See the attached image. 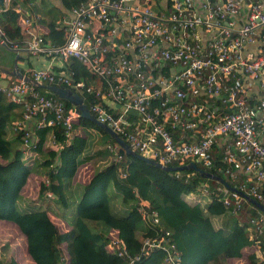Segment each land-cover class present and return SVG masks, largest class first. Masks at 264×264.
Instances as JSON below:
<instances>
[{
    "label": "built area",
    "instance_id": "2783aa9c",
    "mask_svg": "<svg viewBox=\"0 0 264 264\" xmlns=\"http://www.w3.org/2000/svg\"><path fill=\"white\" fill-rule=\"evenodd\" d=\"M39 1L13 6L18 22L29 32L40 17L31 14L30 7ZM10 3L4 0L0 10ZM60 17L56 27L62 42L36 33L24 44L10 42L9 47L35 57L74 56L105 77L107 87L101 90L71 72L48 66L24 72L31 81L0 82L6 97L25 109L24 119L12 124L14 130H25L24 152L35 145L29 119L38 126L61 123L69 135L78 117L74 108L66 111L62 100L38 84L85 89L119 106L114 114L99 102L88 105L96 118L142 155L166 165L189 158L204 166L216 165L238 181L239 189L264 202V0H81ZM2 34L0 29V43L8 46ZM7 76L0 72V80ZM131 109L139 118L134 126L127 118ZM68 140L54 141V147ZM108 147L114 160L124 155L116 142ZM217 152L221 159L215 161ZM197 190L210 193L231 213H247L249 237L264 264V244L258 239L264 237V212H247L244 197L227 193L224 186L200 185ZM138 202L136 218L156 225L159 217L149 201ZM116 230L110 231L108 249L126 264L153 249L163 251V264H181L169 229L157 227L154 234L141 237L136 255L128 253Z\"/></svg>",
    "mask_w": 264,
    "mask_h": 264
},
{
    "label": "trees",
    "instance_id": "16d2710c",
    "mask_svg": "<svg viewBox=\"0 0 264 264\" xmlns=\"http://www.w3.org/2000/svg\"><path fill=\"white\" fill-rule=\"evenodd\" d=\"M27 1L11 0L7 9L0 10V29L8 42V46L0 43V66L13 67L16 52L9 47L10 42L22 44L31 37L18 22V12L13 9L16 3ZM80 1L59 0L56 7L50 0H41L42 7L35 4L30 7L31 14L42 15L35 21L48 27L45 40L63 41L55 16ZM20 59H23L21 55L17 61ZM27 68L21 67V70L27 73ZM52 69L71 72L85 84L106 90V78L88 70L74 56H69L63 66ZM164 70L168 72L169 68ZM4 80L14 82L16 77L9 75ZM46 93L62 100L66 111L73 108L70 102L51 90L47 89ZM80 94L87 105L99 102L107 111L119 112V107L109 105L100 95L85 89ZM24 113L22 104L9 100L0 90V220L13 222L19 232L18 237H12L15 239L0 242V264H126L109 252L110 231L117 229V234L126 242L128 253L136 255L140 238L154 234L157 227L172 232L181 252V264H230L235 258L261 264L251 248L255 240L249 237V223L240 221L220 201L197 190L200 185H220L231 193L222 182L202 177L194 169L166 170L130 154L114 160L107 144L115 139L92 121L94 130L84 129L83 134L76 131L66 135V126L61 123L38 126L29 119L31 137L37 140L24 152L25 130H13L12 125L16 119H24ZM127 118L131 126L139 119L137 113L130 111ZM79 123V117H76L73 127ZM65 140L68 141L61 147L54 148L51 144V141ZM217 159H221L219 152L215 153V161ZM192 160L195 161L193 158L172 160L170 165ZM195 162L239 188L238 181L218 171L216 165L204 166ZM86 165L91 171L88 168L90 175L83 177ZM178 171L180 175L177 176ZM187 171H190L188 176ZM34 175L38 190L35 201L24 191ZM140 198L147 199L156 211L157 226L137 218L132 220ZM243 199L247 212L259 211L258 206ZM260 202L264 203L263 200ZM130 216H133L131 221L128 220ZM258 239L263 245L264 237ZM17 241L22 247L19 248ZM21 251L25 253L23 258L19 255ZM163 256L162 250L153 249L134 264H163Z\"/></svg>",
    "mask_w": 264,
    "mask_h": 264
},
{
    "label": "water",
    "instance_id": "95a60500",
    "mask_svg": "<svg viewBox=\"0 0 264 264\" xmlns=\"http://www.w3.org/2000/svg\"><path fill=\"white\" fill-rule=\"evenodd\" d=\"M0 4H4V0H0ZM17 57L18 55L15 56L14 58V65L12 68L0 66V71L4 72L8 75L14 76L16 78H23L25 80H30L31 78L25 74L21 68L17 65ZM39 86L45 87L52 92L56 93L59 97L64 98L68 102H70L74 106V110L80 117H84L89 119L90 121L98 124L100 127H102L106 132L117 141L119 144V152L122 154H130L134 157H137L139 159H142L146 162H149L151 164H154L156 166L162 167L166 170H179V169H194L196 170L200 176L206 177V178H211L214 180H217L219 182H222L227 188H229L231 191H234L241 196H243L245 199L250 200L253 204L258 206L260 210L264 212V204L258 201L257 199L253 198L250 196L248 193L244 192L243 190L236 188L235 186L230 185L222 176L217 175L211 171H208L196 164L195 161H189L188 163L181 164V165H165L160 163L159 161L152 159L150 157L144 156L137 152L135 149H133L115 130H113L108 124L105 122L99 120L96 118L90 111L88 105L86 104L83 95H81L78 91L73 89L72 87H65L57 84H38ZM119 107V106H117ZM133 113H137L136 110L131 109L130 110Z\"/></svg>",
    "mask_w": 264,
    "mask_h": 264
},
{
    "label": "rangeland",
    "instance_id": "374dc122",
    "mask_svg": "<svg viewBox=\"0 0 264 264\" xmlns=\"http://www.w3.org/2000/svg\"><path fill=\"white\" fill-rule=\"evenodd\" d=\"M79 121H80V123H79V125L77 127H73V124H72L71 132H70L71 134L76 132V131L83 134L84 132H86V131H84V129L85 130L86 129H92V130L95 129L93 127V123L89 119L79 116ZM109 143H111V142H109ZM108 144H107V148L110 150V148L108 147ZM80 167L81 166L78 167L76 173L79 171ZM88 168L91 171V167H88V165H86L83 168V177L84 176L88 177L90 175L89 172H88ZM92 172H93V169H92ZM24 191L29 196H32V198H30V199H32L34 201L38 200V198H37L38 197V195H37L38 194V190H37V182L35 181V175L33 176V180H29L27 182L26 188L24 189ZM48 196L50 197L51 195H48ZM138 204H139V202H138ZM232 214H234V213H232ZM235 214L239 217L240 221L245 220L247 218V213L244 212V210H242V211H240L238 213H235ZM134 216L135 217L130 216L128 220L131 221V219H130L131 217H133L132 220H134L136 218V214H134ZM53 217H54L55 220H57V218H55L54 215H53ZM18 234H19L18 228L13 222L0 220V242H3V241H5L6 239H9V238H11L13 240V239H15L16 237L19 236ZM12 237H15V238H12ZM17 242H18L19 248L22 247V244H19L21 242L20 241H17ZM13 244L15 245L14 242H13ZM23 254H25V253H23ZM23 254H21V256H23ZM245 261H249V260H245V258H240V259H237V260H233L232 264H246ZM247 264H251V263L247 262Z\"/></svg>",
    "mask_w": 264,
    "mask_h": 264
},
{
    "label": "crops",
    "instance_id": "0c3cea01",
    "mask_svg": "<svg viewBox=\"0 0 264 264\" xmlns=\"http://www.w3.org/2000/svg\"><path fill=\"white\" fill-rule=\"evenodd\" d=\"M50 1H52L54 4H55V6L56 7H58V5H59V0H50ZM35 5H37L38 6V8H40V7H42L43 5L41 4V0L39 1V2H37ZM32 8V7H31ZM63 12H59L56 16H55V18H57L56 19V26H58L59 24V19L61 18L60 16H61V14H62ZM37 14H39V18H41V13H36V15ZM26 30V29H25ZM27 31V30H26ZM48 31V27L46 26V25H43V24H41V23H39V22H37V21H35V22H33L32 23V26H30V32L29 31H27V32H29V33H31V34H36V33H46ZM28 39V38H27ZM27 39H25L24 41H23V43L22 44H24V42L27 40ZM11 50H13V51H18V50H14V49H12L11 48ZM16 55H18V56H20L21 55V57L23 58V59H20V60H18L17 61V65L21 68V67H28L27 68V70L29 71V69L30 68H32V67H45V66H48V67H50L51 69L54 67V66H57V67H60V66H63L64 64H65V62H66V60H67V58L66 59H64V58H62L61 56H59V55H55V56H44V57H35V56H33V55H31V54H28V53H26V52H21L20 54H17L16 53ZM15 55V56H16ZM18 58V57H17ZM31 64V65H30ZM13 65H14V62H13ZM30 66V67H29ZM8 68H10V67H8ZM59 71H62V72H66V71H64V70H59ZM5 79V78H4ZM4 79H2V80H0V82H2V83H4V82H6ZM89 85H93V84H89ZM94 86V85H93ZM95 87V86H94ZM80 93V92H79ZM106 102L109 104V105H111V102H110V100H106ZM101 104V103H100ZM112 106V105H111ZM92 113V112H91ZM94 115V114H93ZM205 184V183H204ZM202 186V185H201ZM208 187V186H207ZM210 188V187H209ZM212 188V187H211ZM205 193V192H204ZM205 194H209L211 197H212V199H213V196L210 194V193H205ZM251 248H252V250L256 253V250H258V246L257 245H255V244H253L252 246H251ZM21 254H22V251L19 253V255L21 256ZM21 258H23L22 256H21ZM236 260V259H235ZM246 260V259H245ZM247 262L249 263V261H245V263L247 264Z\"/></svg>",
    "mask_w": 264,
    "mask_h": 264
},
{
    "label": "clouds",
    "instance_id": "9594fccd",
    "mask_svg": "<svg viewBox=\"0 0 264 264\" xmlns=\"http://www.w3.org/2000/svg\"><path fill=\"white\" fill-rule=\"evenodd\" d=\"M1 72V71H0ZM8 75V74H7ZM73 108H74V106H73ZM78 117H79V115H78ZM14 130V129H13ZM37 139H34V141H36ZM126 141V140H125ZM114 142H116L117 143V141L115 140ZM127 142V141H126ZM112 143V142H111ZM128 143V142H127ZM51 144H53L52 143V141H51ZM117 145H118V148H119V144L117 143ZM53 146H54V144H53ZM55 148V147H54ZM119 151V150H118ZM111 152L114 154V152L111 150ZM138 152V151H137ZM141 154V153H140ZM125 155V154H124ZM145 156V155H144ZM148 157V156H147ZM161 163V162H160ZM188 163V162H187ZM185 164V163H184ZM166 165V164H165ZM189 169H191V168H189ZM240 195V194H239ZM259 201V200H258ZM262 203V202H261ZM264 204V203H263ZM229 211V210H228ZM235 259H237V258H235Z\"/></svg>",
    "mask_w": 264,
    "mask_h": 264
}]
</instances>
